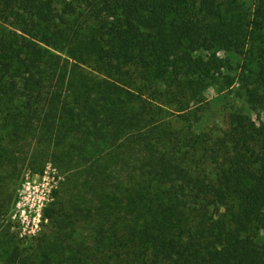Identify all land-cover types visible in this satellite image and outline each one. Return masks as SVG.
<instances>
[{
  "label": "trees",
  "instance_id": "16d2710c",
  "mask_svg": "<svg viewBox=\"0 0 264 264\" xmlns=\"http://www.w3.org/2000/svg\"><path fill=\"white\" fill-rule=\"evenodd\" d=\"M82 1L91 19L76 0L0 4V100L21 101L12 138L49 145L65 179L43 220L96 225L92 246L65 228L44 234L48 254L60 264H264L251 236L264 233V129L233 114L208 144L194 107L170 114L160 88L138 86L169 75L180 99L192 90L183 78L197 76L196 97L213 69L198 54L240 51L264 30V0L230 22L236 0ZM260 55L254 111L264 109ZM92 64L105 78L83 72Z\"/></svg>",
  "mask_w": 264,
  "mask_h": 264
},
{
  "label": "rangeland",
  "instance_id": "374dc122",
  "mask_svg": "<svg viewBox=\"0 0 264 264\" xmlns=\"http://www.w3.org/2000/svg\"><path fill=\"white\" fill-rule=\"evenodd\" d=\"M254 3L255 0H236L225 17L226 21L235 20L240 14L251 16ZM75 4L78 16L80 12H86L82 20L91 19V9L87 8L86 2L76 0ZM3 8L5 5H0V20ZM10 30L22 35L14 28ZM263 47L264 30L251 34L240 51L216 49L200 52L198 56L212 64L213 69L212 77L201 85L195 93L196 97L194 88L200 86L195 84L197 76L191 80L194 85L191 81L188 83L190 79L183 78L184 87L193 91L187 90L180 99L170 92L175 84L169 75H157L156 80L146 76L150 85L138 86L145 88L146 94L160 88L163 92L161 102L170 114H177L185 105L194 107L198 111L191 117L194 131L208 144H213L229 131L233 114L238 115L240 123L248 122L254 128L264 129V109L254 111L251 108L249 93L259 85L258 62ZM82 68L91 78H105L96 65ZM20 104L18 97L9 96L0 100V264H11L14 252L20 255L15 264H60L61 256L51 252L50 257L47 246L41 243L44 234L65 228L71 232L72 242L84 241L92 246V231L96 225L82 223L74 229L68 218L54 223L43 220V209L54 202L55 194L60 191L65 179L51 161L49 145L32 143L28 136H24L26 140L23 141L12 138V135H20L16 123L20 122L17 116ZM251 236L264 242V233L259 230H253Z\"/></svg>",
  "mask_w": 264,
  "mask_h": 264
}]
</instances>
